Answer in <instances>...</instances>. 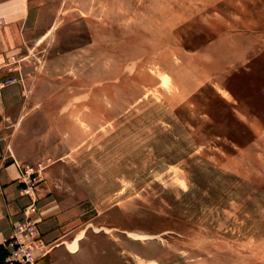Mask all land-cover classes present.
<instances>
[{
    "label": "rangeland",
    "instance_id": "rangeland-1",
    "mask_svg": "<svg viewBox=\"0 0 264 264\" xmlns=\"http://www.w3.org/2000/svg\"><path fill=\"white\" fill-rule=\"evenodd\" d=\"M36 2L4 128L73 238L35 264H264V0Z\"/></svg>",
    "mask_w": 264,
    "mask_h": 264
},
{
    "label": "crops",
    "instance_id": "crops-1",
    "mask_svg": "<svg viewBox=\"0 0 264 264\" xmlns=\"http://www.w3.org/2000/svg\"><path fill=\"white\" fill-rule=\"evenodd\" d=\"M37 0H0V262L6 252L5 240L13 231V225L22 219L24 209L34 200L32 213L37 228L51 257H68V243L72 240L71 212L62 208L54 193L41 178L34 185V193L23 192L20 179L25 164L14 155L11 142L4 128V120L11 116L21 98L20 84L9 80L8 59L25 43L28 29L35 20L34 7ZM70 217V218H69ZM72 242V241H71ZM78 245V242H77ZM78 250V248H77ZM76 250V251H77ZM71 251L70 252H76ZM36 263L42 258L35 252ZM53 260V261H54Z\"/></svg>",
    "mask_w": 264,
    "mask_h": 264
},
{
    "label": "built area",
    "instance_id": "built-area-1",
    "mask_svg": "<svg viewBox=\"0 0 264 264\" xmlns=\"http://www.w3.org/2000/svg\"><path fill=\"white\" fill-rule=\"evenodd\" d=\"M4 81H0V88L4 85ZM3 163L0 161V166ZM21 181L24 183L22 189L26 194L34 193V185L39 180V176L35 174V170L30 166H24L20 175ZM35 210L34 200L24 209V216L21 220L13 225L12 232L5 240L6 254L0 264H35V252L39 251L40 256L47 254V247L32 218Z\"/></svg>",
    "mask_w": 264,
    "mask_h": 264
},
{
    "label": "trees",
    "instance_id": "trees-1",
    "mask_svg": "<svg viewBox=\"0 0 264 264\" xmlns=\"http://www.w3.org/2000/svg\"><path fill=\"white\" fill-rule=\"evenodd\" d=\"M5 254H6V252H4V255L3 256H5ZM4 258V257H3Z\"/></svg>",
    "mask_w": 264,
    "mask_h": 264
}]
</instances>
